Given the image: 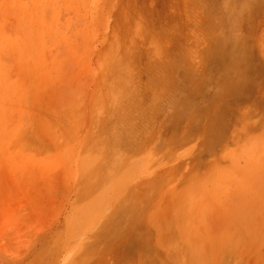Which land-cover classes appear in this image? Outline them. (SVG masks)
Segmentation results:
<instances>
[{"label": "rangeland", "instance_id": "374dc122", "mask_svg": "<svg viewBox=\"0 0 264 264\" xmlns=\"http://www.w3.org/2000/svg\"><path fill=\"white\" fill-rule=\"evenodd\" d=\"M0 264H264V0H0Z\"/></svg>", "mask_w": 264, "mask_h": 264}]
</instances>
